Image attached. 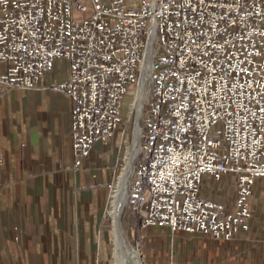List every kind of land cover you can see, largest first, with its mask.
Wrapping results in <instances>:
<instances>
[{"label": "built area", "instance_id": "obj_1", "mask_svg": "<svg viewBox=\"0 0 264 264\" xmlns=\"http://www.w3.org/2000/svg\"><path fill=\"white\" fill-rule=\"evenodd\" d=\"M146 56L133 171L147 190L141 227L247 232L264 178V0H0V95L35 88L61 63L74 154L120 128ZM223 176L236 183L226 213L201 193Z\"/></svg>", "mask_w": 264, "mask_h": 264}, {"label": "crops", "instance_id": "obj_2", "mask_svg": "<svg viewBox=\"0 0 264 264\" xmlns=\"http://www.w3.org/2000/svg\"><path fill=\"white\" fill-rule=\"evenodd\" d=\"M64 68L53 63L35 88L0 95V264H113L105 216L124 135L73 153L70 104L55 86ZM201 193L226 213L235 178H206ZM249 206L248 231L230 240L140 222L144 264H264V178Z\"/></svg>", "mask_w": 264, "mask_h": 264}, {"label": "rangeland", "instance_id": "obj_3", "mask_svg": "<svg viewBox=\"0 0 264 264\" xmlns=\"http://www.w3.org/2000/svg\"><path fill=\"white\" fill-rule=\"evenodd\" d=\"M137 87L130 88L129 93L124 97L121 105L120 117L122 122H121L120 130H122L123 132V134L120 135L121 139H123V135H124L122 161L117 167V170L114 175V179L111 184L112 197H110L111 199L108 201L107 213L105 216L107 223V230L109 232V243H110L109 250L111 252V257H112L111 261L113 264H120V262L117 259V253H115L113 219L110 215V209H111L112 198L118 187V182L122 177L126 168L127 158L130 153V148L134 143V132L137 122V111L135 108V102L138 91ZM148 96L149 94L147 95V98ZM139 126L141 127V120H139ZM143 147L146 146L144 145ZM134 183L135 180H134V176L132 175L131 196L129 197L128 203L126 204L125 209L122 212L121 221H122L123 229L125 231V234L127 236V239L131 247L140 256L142 254L140 248H138L140 238L142 236V232L140 230V222L143 218L144 206L147 200V190L144 184L136 188ZM140 259L142 261V264H144L143 255L140 256Z\"/></svg>", "mask_w": 264, "mask_h": 264}, {"label": "bare ground", "instance_id": "obj_4", "mask_svg": "<svg viewBox=\"0 0 264 264\" xmlns=\"http://www.w3.org/2000/svg\"><path fill=\"white\" fill-rule=\"evenodd\" d=\"M149 57L146 56L142 68L141 76L138 82V91L135 102L137 111V122L134 132V143L130 148V153L127 158L125 171L118 182L117 190L112 198L110 215L113 219V233H114V246L117 259L120 264H142L139 254L131 247L125 231L123 229L121 216L125 209L128 199L131 196V183L134 171V163L140 151V126L139 120L142 113V107L151 87V70Z\"/></svg>", "mask_w": 264, "mask_h": 264}]
</instances>
